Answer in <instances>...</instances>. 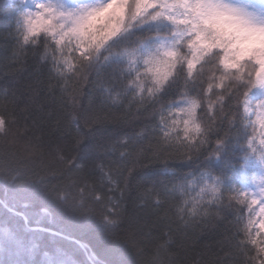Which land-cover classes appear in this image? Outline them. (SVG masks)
<instances>
[{
	"label": "trees",
	"instance_id": "obj_1",
	"mask_svg": "<svg viewBox=\"0 0 264 264\" xmlns=\"http://www.w3.org/2000/svg\"><path fill=\"white\" fill-rule=\"evenodd\" d=\"M17 3L0 0V228L8 227L13 234L9 239L0 233V264H229L220 244L225 223L213 217L212 226L206 217L218 210L231 219L221 203L227 202L222 193L226 181L216 177H231V182L243 186L242 171L254 157L244 160L245 149L235 145L222 153V163L212 165L215 171L205 169V156L217 147L214 129L221 125L219 121L213 125L212 113L203 107L197 110L195 123L204 131L189 133L195 138L191 147L200 150L195 154L199 158L186 178L183 173L189 166L180 162L179 155L168 158V164L178 170L175 173L161 172L164 160L152 158L189 149L184 116L177 126L172 124L175 115L161 124L158 117L145 119L141 112V118L129 126L125 117L132 114H125V106L131 97H117L114 106L108 96L104 125L86 131L93 123L87 114L96 108L99 90L91 105L93 93L86 90L78 106L72 93L64 90L71 88L79 70L67 71L69 59L64 62L53 38L33 37L21 47L23 28L9 34ZM138 32L122 33L111 48L93 53L92 62H121L127 69L133 51L143 47L135 40ZM76 57L69 58L75 63ZM208 95L206 103L211 102L219 116L223 100ZM180 103L186 105L187 100ZM77 117L79 130L74 124ZM121 132L142 138L146 157L130 181L138 153L122 155L129 150L111 143ZM81 133L88 139L77 149ZM152 180L175 193V199L159 210L154 204L157 194L150 190ZM192 198L199 201L194 213ZM165 207L169 219H158Z\"/></svg>",
	"mask_w": 264,
	"mask_h": 264
},
{
	"label": "snow or ice",
	"instance_id": "obj_2",
	"mask_svg": "<svg viewBox=\"0 0 264 264\" xmlns=\"http://www.w3.org/2000/svg\"><path fill=\"white\" fill-rule=\"evenodd\" d=\"M14 7L16 14L9 34L23 28L21 47L33 37L44 36L52 37L61 51L66 45L79 54L75 63L68 58L67 71H79L71 88L64 91L71 92L74 103L82 106L87 91L93 93L88 100L91 105L99 90L97 106L87 114L93 123L86 131L104 125L108 96L112 97L114 106H118L117 97H131L125 106V114H132L125 117L129 126L141 118V112L145 113V119L158 117L161 124L175 115L172 124L177 126L184 116L183 131L189 149L163 157L157 153L152 158L164 160L161 172L175 173L178 170L168 164V158L179 155L180 162L189 166V171L183 173L186 178L199 158L195 154L200 150L191 147L195 138L189 133L204 131L195 123L197 110L203 107L212 113L213 125L216 121L221 125L214 129L213 143L217 147L205 156L203 167L215 171L212 165L222 163V153L239 145L245 149L244 160L254 157L264 171V19L225 0H103L99 4L75 6L53 0H18ZM130 30H139L135 40L143 47L133 51L127 69L121 62L104 65L92 62L93 53L111 48L115 38ZM56 59L59 61V57ZM208 93L224 102L219 116L212 103H206ZM136 97L139 101L133 104ZM180 100H187V104L181 105ZM74 124L79 130L78 117ZM168 135L164 132L165 137ZM87 139L81 133L77 149ZM111 143L129 150L122 155L138 153L130 168V181L146 158L142 138L121 132L113 136ZM216 179L226 181L222 193L227 202L221 203L231 219L218 210L209 213L206 219L212 226L213 217L225 223L227 231L220 241L224 256L230 258L229 264H264V178L243 186L231 182V177ZM150 190L157 194L154 199L157 210L175 199V193L163 182L152 180ZM184 203L187 205L189 200L185 199ZM197 203L192 198L193 213ZM158 219H169L166 207ZM0 233L12 239L10 228L2 227ZM78 243L87 248L85 243Z\"/></svg>",
	"mask_w": 264,
	"mask_h": 264
},
{
	"label": "rangeland",
	"instance_id": "obj_3",
	"mask_svg": "<svg viewBox=\"0 0 264 264\" xmlns=\"http://www.w3.org/2000/svg\"><path fill=\"white\" fill-rule=\"evenodd\" d=\"M53 2L60 4L68 3L75 6L79 3L99 4L102 3L103 0H53ZM225 2L242 8L245 12L255 14L261 19H264V0H225ZM30 6L31 4L29 2V7ZM15 14L16 12L14 11L13 15L15 16ZM72 47H75V45ZM57 52L60 56H63L64 62H66V60L73 55H79L78 53L71 51L70 48L68 49V46L66 45L63 46L62 51L59 47H57ZM2 127L3 121L0 120V128ZM242 175L243 185H251L254 181H260L262 178H264V171L261 170L260 162L253 158L250 163L244 167Z\"/></svg>",
	"mask_w": 264,
	"mask_h": 264
},
{
	"label": "bare ground",
	"instance_id": "obj_4",
	"mask_svg": "<svg viewBox=\"0 0 264 264\" xmlns=\"http://www.w3.org/2000/svg\"><path fill=\"white\" fill-rule=\"evenodd\" d=\"M49 233H51V234H54V235H56L57 237H60V238H62V239H64V240H71V241H74L72 238H70V237H68V236H66V235H64V234H62V233H60V232H56V231H52V230H49Z\"/></svg>",
	"mask_w": 264,
	"mask_h": 264
},
{
	"label": "water",
	"instance_id": "obj_5",
	"mask_svg": "<svg viewBox=\"0 0 264 264\" xmlns=\"http://www.w3.org/2000/svg\"><path fill=\"white\" fill-rule=\"evenodd\" d=\"M48 232H49V230H48Z\"/></svg>",
	"mask_w": 264,
	"mask_h": 264
}]
</instances>
